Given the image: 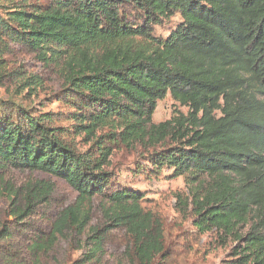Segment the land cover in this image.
<instances>
[{
	"label": "trees",
	"instance_id": "16d2710c",
	"mask_svg": "<svg viewBox=\"0 0 264 264\" xmlns=\"http://www.w3.org/2000/svg\"><path fill=\"white\" fill-rule=\"evenodd\" d=\"M166 96L187 112L154 125ZM137 147L228 264H264V0H0V264H187L114 180Z\"/></svg>",
	"mask_w": 264,
	"mask_h": 264
},
{
	"label": "rangeland",
	"instance_id": "374dc122",
	"mask_svg": "<svg viewBox=\"0 0 264 264\" xmlns=\"http://www.w3.org/2000/svg\"><path fill=\"white\" fill-rule=\"evenodd\" d=\"M174 18L165 25L163 29H156L155 34L165 37L168 30L178 22ZM25 63L28 68L35 71L33 64L27 57L16 55L11 58ZM48 89V84L46 85ZM40 98L34 100L38 105ZM46 105L47 103L44 102ZM46 109L57 110L58 105L53 103ZM175 112L186 114L187 109L175 104L169 96L157 104L156 111L152 117V123L168 121ZM147 152L141 148L134 151L121 149L115 152L111 159V169L114 172V180L125 189L142 193L145 196L144 206L158 215L164 225V235L171 247L183 254L187 264H228L231 260L230 254L235 248V243L228 239L223 242L218 239L215 232H200L194 225L195 218L190 211L185 214L178 206V198L188 196V188L183 178H172L171 172L167 170L157 171L144 161ZM54 184L56 190L63 196L67 204L75 203L76 193L60 179L41 176ZM248 228L243 230V233ZM78 254H74V259Z\"/></svg>",
	"mask_w": 264,
	"mask_h": 264
}]
</instances>
